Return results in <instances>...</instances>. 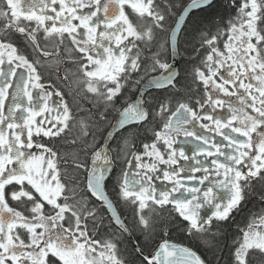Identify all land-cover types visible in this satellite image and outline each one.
Wrapping results in <instances>:
<instances>
[{
  "label": "snow or ice",
  "instance_id": "6c2138e0",
  "mask_svg": "<svg viewBox=\"0 0 264 264\" xmlns=\"http://www.w3.org/2000/svg\"><path fill=\"white\" fill-rule=\"evenodd\" d=\"M213 4L177 0L161 9L156 0H0V264H130L114 238L116 231L130 234L129 225L107 194L122 155L112 193L132 210L134 227L146 237L166 213L188 237L210 245L212 229L232 219L253 184H264V0H232L234 17L215 32L198 30L192 82L202 86V98L176 100L173 110L171 99L146 106L138 96L116 109L132 77L147 74V64L162 71L141 77V87L176 88L172 65L159 50L147 57L145 49H175L191 13ZM159 32L166 37L162 44ZM16 34L23 52L12 41ZM66 49L78 69L69 91L74 84L94 99L90 118L77 119L63 93L42 82L41 69L53 63L61 79ZM110 108L117 112L113 129L150 125L151 142L137 147L134 136L124 137L115 155L98 146L92 129ZM73 129L79 152L69 162L57 141L66 143ZM180 135L198 142L191 155L174 147ZM161 174L170 187L153 183ZM100 209L111 213L109 226H115L104 240L89 229V222L93 229L103 223ZM238 233L230 264H252L253 257L264 264V213L251 216ZM134 250L141 264H207L191 247L168 239L150 255L138 245Z\"/></svg>",
  "mask_w": 264,
  "mask_h": 264
},
{
  "label": "trees",
  "instance_id": "16d2710c",
  "mask_svg": "<svg viewBox=\"0 0 264 264\" xmlns=\"http://www.w3.org/2000/svg\"><path fill=\"white\" fill-rule=\"evenodd\" d=\"M176 2L177 0H156V3L160 5L161 9H163L166 6V3H176ZM185 2H187V0H185ZM237 3H239V0H237ZM235 15L236 12L234 7L232 6V0H214V4L212 8L191 13L182 30L179 40V51L181 54V59L179 65L180 73L177 79V86H176V88L179 87V89L177 90V93L174 92L173 94L170 92V90L151 92L147 97L146 106H156L158 102L163 101L165 98H168V100L171 99L172 102L175 99L176 100L182 98L189 99L193 95L198 93L194 87L195 84L192 82L193 66L199 63V60L196 58V54L192 51L194 44L197 47L199 46L198 30L210 29L212 32H215L217 27L221 26L222 24H226L228 20L231 17H234ZM169 22L171 23V21ZM165 39H166L165 34L159 32L157 36L158 43L162 44L165 41ZM168 49H169L168 47L160 48V49L157 48L145 49L144 54L147 57H151L153 51L159 50L161 52L160 59L166 62L169 60L170 57ZM65 56L68 59V61L71 62V57L67 56V53H65ZM51 66L53 67L54 63ZM147 67H148V71L150 72L151 65L147 64ZM46 69L51 70L50 67H46ZM63 70L66 71L65 75L67 77L69 76L68 79H71L72 81L76 80V78L72 79L73 74L76 73L75 70L74 72H70V71L68 72L66 69ZM142 72L141 74L132 77V82L129 83L124 89V95L119 100L116 101V109L120 107L121 102L125 98L133 99L135 97L136 86L138 84L135 83L134 85L133 83L139 79V75H141L142 77ZM69 92L70 91L68 90V94ZM70 95H71V99L73 100V104H72L73 113L74 115H76L77 119L81 117L90 118L91 113L96 111L94 99H89L88 97H86L84 95V92L79 91L78 89L73 87L72 94L70 93L69 97ZM112 110H113L112 108L108 110L109 115L111 114ZM108 114H107V119L105 121L101 122L99 125L93 127L92 129L95 135V143L97 145H101L110 127V123H112L113 115H111V117L108 119ZM149 127L150 125L145 126V128L131 127L122 131L120 134H118L115 137L112 144L113 146L111 145L112 154L115 155L114 150L116 149L118 144H122V138L124 137H128L131 139L134 136L137 147L143 142L147 141L151 137V132L146 130V128ZM77 135H78V129H74V131L72 130V132L68 134L66 143L64 141H57V144L60 146V148L62 147V154H67V157L69 158V162H71V157L73 153L79 152V142L77 144L72 143V139ZM89 140L90 141L92 140L91 136L89 137ZM80 156L81 158H83L82 152L80 153ZM122 161H123V155L120 157V160H118L117 163L115 164V171L112 173L111 179H108L107 181V189H108L107 194L110 195V197L113 199L114 204H116L117 208H119V211L123 212V209L126 210L128 208L126 206L124 207L119 206L120 204L116 202V198L112 193L113 185L115 184L116 176L121 169ZM92 203H94L97 208H100V203L98 201H95L94 198ZM99 214L100 216L103 217V223L98 224L96 229L92 228V231L96 232V235H98L100 230H106L107 233L111 235V233L115 230V226L114 225L112 227L109 226L110 220L104 209H100ZM131 219L128 218L129 222L133 221V218ZM89 225H91L92 227L91 222H89ZM172 225L173 224L168 219H164L163 217L159 218L157 221V226L154 229L152 235L159 236L162 233H164L163 231L166 228L169 229L170 231V229L173 227ZM137 230L139 233L140 232L139 229ZM170 234H172V229L170 231ZM232 234H234V232H230V235ZM114 238L117 239L119 243V249L121 255L124 258L128 259L130 261V264H141L142 258L135 252L132 243L130 245L129 242L123 239L117 231ZM209 239L212 241V243L210 245L204 244V250H202L200 246H197L199 251L203 254V256L208 260H212L213 262H220V264H230L231 248L229 245V240L223 234L220 237L215 236L214 239L213 238H209ZM138 244L145 251L148 248L147 245L141 244L140 242H138Z\"/></svg>",
  "mask_w": 264,
  "mask_h": 264
},
{
  "label": "flooded vegetation",
  "instance_id": "af4514ba",
  "mask_svg": "<svg viewBox=\"0 0 264 264\" xmlns=\"http://www.w3.org/2000/svg\"><path fill=\"white\" fill-rule=\"evenodd\" d=\"M128 11L130 12L131 10L129 9ZM194 12H197V11H194ZM181 33H182V31H181ZM181 33H180V35H181ZM11 38H12V41L20 47V49H21L22 52L25 51L24 41H23V39L18 34L13 35ZM179 40H180V36H179ZM179 40H178V49H179ZM221 47H222V45H221ZM168 48H169L168 50H169V56L170 57H169V60L166 61V62L170 64V61H171L170 46ZM65 53H67V56H70L69 55V50L66 49L65 50ZM202 55H203V53H202ZM180 59H181V54H180V51H179L178 76H179V73H180V70H179ZM68 62L69 61L66 58L65 59V62H63V63H61L59 65V69H60L59 70V77H61V79H58L57 78V65L55 63H54V66L53 67L52 66L50 67L51 70L46 69L47 66H45L44 68L41 69V71L43 72V80H42V82L46 86L47 85H51L52 86L51 88H49L50 91H57V90L58 91H61L63 93L64 100L69 105H71V107H72L73 100L71 99V95L69 97V94L70 93L72 94V91H70L69 94H68V90H69L68 84L69 83H73L74 81H72L71 79H68L69 76L67 77L65 75V72L66 71H64L63 69H66L68 72L69 71L70 72H74V70H75L76 73H77L78 69H77V65H75L72 62H69V63ZM160 71H162V70L161 69H157L156 72H152V71L149 72L148 71L147 74H145L142 71L141 72H142V77H144L146 79L147 76L158 75ZM141 72L139 74H141ZM76 73L73 74L72 79H75V78L77 79ZM65 76L67 77V80H63L62 79ZM178 76H177V79H178ZM139 80H141V84L136 86V95H135V97L133 99L136 98V96H137V94H138V92H139V90L141 88V85L144 83V80L141 79V75H139ZM133 84L135 85V82ZM131 86H133V85H131ZM176 86H177V82H176ZM73 87L75 88L74 84H73ZM194 87H195V89H196V91L198 93L195 94V95H193L191 98L196 97V96H199V97L202 98L204 96L202 86L199 87V90L197 89V85L196 84L194 85ZM178 89H179V87L178 88H174V89L173 88H170V89H155V90H150V91H148L145 94L144 101H145V103H147V97H148V95L151 92L170 90V92L173 94L174 92L177 93V90ZM59 99H60V97H55V96L52 98L53 101H59ZM224 99L227 100L228 98L227 97H224ZM165 100H168V98H165L163 101H165ZM177 100H185L186 101L188 99L182 98V99H177ZM175 101H176V99L172 103L173 110L176 107ZM72 111H73V108H72ZM209 111H211V109ZM214 114L227 115V110L226 109H224V110H222V109H216ZM111 115H113V120H112V123H113L114 120H115V118H116V115H117L116 110L113 109L111 111V114L110 115L108 114V119L111 117ZM112 123H110V127H109L108 131L110 130ZM204 123H208V121H204ZM131 127H136V126H128V127L124 128L123 130L119 131L115 135V137L118 134H120L122 131H124V130H126L128 128H131ZM197 130L203 133V130L202 129H199L198 126H197ZM73 131H74V129H73ZM108 131H107V133H108ZM115 137L113 138V140L111 142V145L113 144V141H114ZM104 139H105V137H104ZM188 141H191V142L189 143ZM145 142L150 143L151 142V137L147 141H145ZM145 142H143V143H145ZM102 143H101V145H102ZM196 143H198V142L197 141H194L191 137L185 138L183 135H180L179 137H177V143L174 145V147H177V148L183 147L184 150H185V152H186V154L187 155H191L192 152L195 150ZM111 145H110V148L109 149L112 151ZM57 147L59 148V150L62 153V147L60 148V146L58 144H57ZM188 163H190V162L180 161V165H183V166H187ZM114 167H115V165H114ZM122 167H124V164L123 163L121 165V168ZM161 167H165V166H161ZM120 171H121V169H120ZM69 174L70 175H73L74 172L71 169H69ZM153 183L157 186L158 189L165 188V187H170V185L168 184V182L167 181H164L162 179V174H161V179L154 180ZM107 192H108V189H107ZM109 197H110V195H109ZM113 203H114V201H113ZM119 204H120L119 206H121V207L126 206L122 202L119 203ZM114 205L116 206V204H114ZM126 207L128 209L124 210L122 208L123 209V212H122V211H119V208H117V206H116L117 211H118V214L120 215V217L122 219H124L128 223L129 229H130V235L132 236V239L135 241V243L138 246H139L138 242H140L141 244L147 245L148 248L146 249V251L144 250V253L146 255H150L151 253H153L154 250H155V247L160 242H162L163 239H168L170 242L191 247L192 250H194L198 255L201 256L202 259H204L205 261H207V264H220V262H213L212 260H208L207 258H205L203 256V254L199 251V249H198L197 246H200L202 248V250H204V244L205 243L202 242V241L194 240V239H191L190 237H188L187 234H186V232L184 231L183 225L179 222L178 219L169 218L167 216V214L165 213L164 216H163V218L164 219H168L173 224L172 225L173 227L171 228L172 229V234H170L171 229L169 231V229L166 228L163 231L164 233H162L161 235H159V236H153L152 235L149 238V237H146L141 232L138 233L137 228L134 227L133 221L132 222H129L128 218H130V219L133 218V214H132V210L128 206H126ZM105 211H106V213L108 215V218H109L110 217L109 212L107 210H105ZM203 212H210V210L207 209V208H205L203 210ZM258 213H264V184H261V183L253 184L252 187H251V189L248 192H246L245 199L242 201V203L240 205V210L233 213L232 219H230L227 223H225L222 227H220L219 228V231H217V228L216 227H214L212 229V231H213V233H215V236L216 237H220L223 234L229 240V245H230V248H231V251H232L233 241L239 235V233H238V227H243L251 216H253L254 214H258ZM89 229H90V231H92L91 225H89ZM117 232L119 233V235L123 239L127 240L129 242V244L131 245L132 242L127 237L126 233L121 234L119 231H117ZM230 232H234V234L230 235ZM93 233L95 235V238L98 239V240H104V239H107L109 237V234L107 233L106 230H100L98 235H96V232H93ZM165 233H167V236H165ZM252 264H259V257H253L252 258Z\"/></svg>",
  "mask_w": 264,
  "mask_h": 264
},
{
  "label": "water",
  "instance_id": "95a60500",
  "mask_svg": "<svg viewBox=\"0 0 264 264\" xmlns=\"http://www.w3.org/2000/svg\"><path fill=\"white\" fill-rule=\"evenodd\" d=\"M197 11H198V10H197ZM193 12H194V11H193ZM188 18H189V17H188ZM188 18H187V19H188ZM180 33H181V31L177 34V42H176V47H175V49H173V48L170 46V53H171V61H170V65H172V70L175 71L176 73H178V63H179L178 39H179ZM143 84H144V83H143ZM143 84H142V85H143ZM155 89H156V88H148L147 86L141 87L140 90H139V92H138V94H137V96H136V98H137L138 96H143V99H144V96H145V94H146L148 91H150V90H155ZM136 98H135V99H136ZM121 130H123V129L116 130V129H113V128L111 127L110 130L108 131V133H109V132H112L113 137H115V135H116L119 131H121ZM108 133L106 134L105 137L108 136ZM112 140H113V138L104 139V141H103V143H102V145L104 146V148L109 149ZM109 150H110V149H109ZM109 198H110V197H109ZM110 199H111V198H110ZM115 211H116V213L118 214V211H117L116 207H115ZM108 212H109V211H108ZM109 214H110V216H111V213H110V212H109ZM126 235H127V237H128L129 239L132 240L131 235H130L129 233H126ZM132 245H133V247L136 246V244H134V243H133ZM144 254H145V253H144ZM145 255H146V254H145Z\"/></svg>",
  "mask_w": 264,
  "mask_h": 264
},
{
  "label": "bare ground",
  "instance_id": "6f19581e",
  "mask_svg": "<svg viewBox=\"0 0 264 264\" xmlns=\"http://www.w3.org/2000/svg\"><path fill=\"white\" fill-rule=\"evenodd\" d=\"M178 40H179V39H178ZM178 51H179V49H178ZM131 238H132V236H131ZM130 240H131V239H130ZM131 242H132V244H133V243L136 244L135 241H134L133 239L131 240ZM136 245H137V244H136Z\"/></svg>",
  "mask_w": 264,
  "mask_h": 264
}]
</instances>
